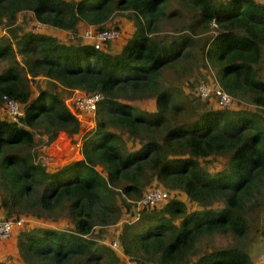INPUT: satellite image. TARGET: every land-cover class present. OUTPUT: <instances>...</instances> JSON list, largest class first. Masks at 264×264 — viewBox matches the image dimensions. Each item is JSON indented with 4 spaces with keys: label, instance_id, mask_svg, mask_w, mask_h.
Returning a JSON list of instances; mask_svg holds the SVG:
<instances>
[{
    "label": "trees",
    "instance_id": "obj_1",
    "mask_svg": "<svg viewBox=\"0 0 264 264\" xmlns=\"http://www.w3.org/2000/svg\"><path fill=\"white\" fill-rule=\"evenodd\" d=\"M123 11L133 22L124 42L110 23ZM37 24L75 33L113 28L121 39L95 49L80 37L61 42ZM205 62L219 69L212 85L210 74L201 79ZM179 69L192 91L166 74ZM41 78L102 96L81 159L52 171L46 146L60 131L78 133L80 122L59 94L35 95L29 82ZM201 83L247 106L220 107L214 93L201 99ZM4 96L20 104L18 121ZM148 99L154 111L133 105ZM208 158L224 164L208 169ZM153 182L169 196L135 211V201L159 187ZM125 200H135L138 218L120 225ZM32 210L71 226L15 229L16 258L0 264H252L246 245L264 235V3L0 0V218ZM114 225L118 250L99 237Z\"/></svg>",
    "mask_w": 264,
    "mask_h": 264
},
{
    "label": "rangeland",
    "instance_id": "obj_2",
    "mask_svg": "<svg viewBox=\"0 0 264 264\" xmlns=\"http://www.w3.org/2000/svg\"><path fill=\"white\" fill-rule=\"evenodd\" d=\"M168 13H170V12H168ZM168 22L172 23V20L168 21ZM110 23L111 24H115V25L121 27V29H122V31H121L122 32V36H121L122 39L121 38H119V39L116 38L117 40L115 41V44H117V42H120V39L124 42L128 38L130 32L133 29V22L131 20L127 19L125 11L115 13L114 16L112 17ZM80 25H82V24H80ZM37 28H38V26H35V30L39 31V32H43V33L49 32L52 35L58 34L59 35L58 38L60 39L61 42L74 41V39H69L70 37H68V32H66V31H64V32L63 31H57L54 28H53L52 31H50V28H46V27L44 29H42V30H38ZM165 29H170V25L166 26ZM85 30H84V27L82 28V26H80V27H78V31L77 32L80 31V33H84ZM49 33H46V34H49ZM75 39H77V38H75ZM193 61H195V60H192V62ZM206 62H205L204 66L200 67V72H201V76H202L201 79H204L208 74H210L211 75V79L209 81L210 82L209 84L212 85L214 83V81L218 80L217 72L219 71V69H217V67L213 66L211 63L207 64V66H206ZM184 68H186L187 70H191L186 65L184 66ZM179 70L174 71V73L172 71H169V72L167 71L166 74L171 75L173 77V79L176 78V77L179 78L181 80L180 84L182 85V88H183L184 91H188V92L192 91V87L189 86L187 84V82H186V78H187L188 75H184L182 73L181 69H179ZM196 75H197V72L193 73L189 77L195 79V78H197ZM188 82L190 83V81H188ZM197 82H194V81L192 82L193 83V87H194L195 84H197ZM29 85L31 87H33V92L35 93V95L38 93V91H40V89L46 90L48 92H53V93L59 94L61 97L63 95V92L67 91V90L63 89L62 87L58 86L57 84H54L52 81L47 80V79L45 80L43 78H41L38 81H36V83L34 81L32 83L29 82ZM67 102H69V101H67ZM232 103H231V106H229L230 108H235V107L238 108V107L247 106L243 102V100L234 99L232 101ZM133 105L136 106L138 109H144L146 111H154V109H155V101L153 99L137 101V102H134ZM93 115L92 114H82V117L84 116V119H86L85 121H87L88 123L82 122L78 133L70 136V135L66 134L65 132H63V131H60V132H58L56 134L54 140L49 145H47L46 148H45V153H46L45 155L49 158V159L46 160V167L49 168V166H50L52 169H54L56 167L58 168V167H60V166L65 164L64 163L65 160L60 162V163H58V162L61 161V159L58 160L57 162L53 161L52 156H49L48 152H47V148H49L55 142V140L57 138H59V137L65 138V142L66 143H68V144L71 143V145H73L75 147L74 155H70V157H68V158L81 159V154H80L81 138L84 135V133L88 132L93 127V125H94ZM90 121H92V125L90 124ZM223 164H224L223 160H221L220 158L217 159V160L214 159V158H208L207 159V163H206L205 166L208 167V169H212V168H215V167H221ZM51 168H49V169H51ZM50 171H52V170H50ZM103 174H104V172H103ZM153 185L159 186L161 188H165L160 183H158V185H157V182H153L152 185H149V186H153ZM149 186L146 187L143 190V192L147 188H149ZM165 189H167V188H165ZM178 196H179L180 200L188 202V199H187L186 195L183 192L179 191L178 192ZM134 201L125 200V202L122 203V213H121V218H120V221H119L120 225L124 221L125 222H134L135 220H137V218H138L137 213L134 212V210L132 209V204L134 203ZM160 204H158V205H160ZM25 215L28 216L27 221L22 225V227H25V228L28 227L27 225H30V226L41 225V224L42 225H48V223H49V225H51L53 227H57V228H69L71 226L70 223L68 222V220L65 217H55V220H54L53 219L54 217H51L47 213H43V212H41L39 210L26 211L20 216H25ZM35 215L39 216V217H36ZM135 216H136V218H135ZM120 225L109 226V227L103 229V231H105L104 232V236L100 233V236H99L100 239L104 240L105 243L106 242L111 243L114 239L117 238L116 236L118 234V230L120 228ZM15 229L17 230V228H15ZM0 242H1L0 243V247L1 248L3 246H5V245L7 246L8 250L10 248H12L11 247L12 245L10 243V238H9V240L6 239V240L0 241ZM215 242H216V240H215ZM216 243L217 244H222V241L217 240ZM118 249L119 248H117L116 250H118ZM10 250H12V249H10ZM246 251H247V253H248V255H249V257H250V259L252 261V264H257V263L259 264L263 254H264V235H259V234L251 235V237L249 238V241H248V243L246 245ZM0 252H1V250H0ZM9 257H12V256L10 255ZM122 257H123V255H122ZM0 259L1 260L4 259V258L1 257V254H0ZM120 259H121L120 261H121L122 264H124V263L126 264V262H125V260L123 258H120ZM129 264H131V263H129Z\"/></svg>",
    "mask_w": 264,
    "mask_h": 264
},
{
    "label": "built area",
    "instance_id": "obj_3",
    "mask_svg": "<svg viewBox=\"0 0 264 264\" xmlns=\"http://www.w3.org/2000/svg\"><path fill=\"white\" fill-rule=\"evenodd\" d=\"M257 2L264 3V0H255ZM80 37L84 41H89L94 45L95 49H100L102 42L109 39H114L118 36V31L116 29H104L102 31H94L92 27H88L84 33H69V39L74 37ZM196 93L201 99H208L211 93H214L217 99V104L220 107L231 106V97L224 92L220 87L211 89L208 85L201 83L196 88ZM6 100V112L11 120L18 121L20 117L23 116V110L20 104L6 96L3 97ZM102 98L100 94H87L81 91H76L72 95V106L74 108V113L77 115L82 114H92L96 109L97 102ZM169 196V192L161 187H152L148 189L139 199L135 201V211L139 212L143 209L152 208L163 201ZM28 216H17L15 218L1 219L0 218V241H4L11 237L15 228L21 227L26 221ZM109 246L113 249L118 248L116 240L109 243ZM113 246V247H112ZM116 247V248H115Z\"/></svg>",
    "mask_w": 264,
    "mask_h": 264
},
{
    "label": "crops",
    "instance_id": "obj_4",
    "mask_svg": "<svg viewBox=\"0 0 264 264\" xmlns=\"http://www.w3.org/2000/svg\"><path fill=\"white\" fill-rule=\"evenodd\" d=\"M38 26V30H42L44 29L45 26L43 25H40V24H37ZM49 28V27H48ZM55 29V28H54ZM53 29H50V31H52ZM57 31H65V30H59V29H56ZM46 33H49V32H46ZM50 34V33H49ZM52 35V34H51ZM52 36H55V37H59L58 34H54ZM76 91H64L63 92V95H62V98H64L66 101V104L68 105V107L70 108V110L72 112H74V108L72 106V102H71V99H72V95L75 93ZM50 93H53V92H50ZM66 97V98H65ZM69 101V102H67ZM78 119H79V122H80V125H79V129H80V126H81V123L82 122H85V123H88L87 121H85L86 119H84V116L82 117V115H77ZM90 118V117H89ZM90 124L92 125V121H90ZM47 152H48V155L49 156H52L53 158V161L57 162L58 160L61 159V161H59L58 163L62 162L65 160L64 163H67L68 162V157H70V155H74L75 153V147L73 145H71V143H66L65 142V138L63 137H59L55 140V142L49 147L47 148ZM53 154V155H52ZM67 159V160H66ZM73 160V159H71ZM67 161V162H66ZM70 161V160H69ZM57 163V164H58ZM49 168H51L49 166ZM55 169H58L57 167L54 168V169H49V170H55ZM1 212V211H0ZM1 216V215H0ZM1 243V242H0ZM12 245V244H11ZM12 250H8L7 249V246H3L2 248L0 247V254H1V257L4 258V259H8V260H12L10 258H16L15 257V249L13 248L14 246H11ZM12 256V257H9V256ZM1 260V259H0ZM13 262H14V259H13Z\"/></svg>",
    "mask_w": 264,
    "mask_h": 264
},
{
    "label": "water",
    "instance_id": "obj_5",
    "mask_svg": "<svg viewBox=\"0 0 264 264\" xmlns=\"http://www.w3.org/2000/svg\"><path fill=\"white\" fill-rule=\"evenodd\" d=\"M68 159V161L69 160H71L72 158H67ZM66 159V160H67ZM67 162V161H66ZM61 167V166H60ZM59 168V167H58ZM250 258V257H249ZM251 260V259H250ZM251 263H252V261H251ZM258 264V263H257ZM259 264H264V254H263V256H262V258H261V261L259 262Z\"/></svg>",
    "mask_w": 264,
    "mask_h": 264
},
{
    "label": "clouds",
    "instance_id": "obj_6",
    "mask_svg": "<svg viewBox=\"0 0 264 264\" xmlns=\"http://www.w3.org/2000/svg\"><path fill=\"white\" fill-rule=\"evenodd\" d=\"M66 32H69V33H74L75 35L79 33V32H78V33L71 32V31H66ZM75 37H76V36H75ZM72 39H73V38H72ZM65 102H66V101H65ZM66 105H67V104H66ZM67 107H68V105H67ZM68 108H69V107H68ZM69 110H70V108H69ZM70 111H71V110H70ZM71 112H72V111H71ZM72 113H73V114L76 116V114H75L74 112H72ZM76 117H77V116H76ZM77 118H78V117H77ZM78 120H79V119H78Z\"/></svg>",
    "mask_w": 264,
    "mask_h": 264
}]
</instances>
